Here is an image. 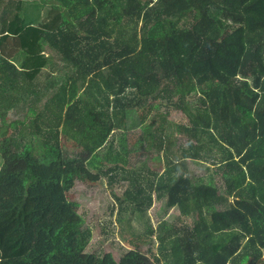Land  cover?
Listing matches in <instances>:
<instances>
[{
  "label": "trees",
  "instance_id": "trees-1",
  "mask_svg": "<svg viewBox=\"0 0 264 264\" xmlns=\"http://www.w3.org/2000/svg\"><path fill=\"white\" fill-rule=\"evenodd\" d=\"M48 65L64 72L45 86ZM19 102L43 149L23 128L0 140V264H264V0H0V119ZM142 123L124 150L112 129ZM138 150L162 172L129 168ZM188 160L216 166L222 184L196 180ZM102 175L128 183L138 218L160 202L158 254L85 250L67 193Z\"/></svg>",
  "mask_w": 264,
  "mask_h": 264
},
{
  "label": "rangeland",
  "instance_id": "rangeland-1",
  "mask_svg": "<svg viewBox=\"0 0 264 264\" xmlns=\"http://www.w3.org/2000/svg\"><path fill=\"white\" fill-rule=\"evenodd\" d=\"M63 14L65 10L61 8ZM48 51V49H46ZM21 53L16 54L11 60L18 64ZM50 57V54H49ZM59 64V63H58ZM64 71L48 65L43 74L39 77L40 83L49 85L55 77H59ZM80 91V90H79ZM50 93V92H49ZM196 98V94H192L189 98ZM27 103L19 102L9 109L3 120L0 119V140L5 137H14L20 128L29 131L24 137V142L29 143L32 147L31 152L35 155L41 153L43 146L41 143L42 135L33 130L30 131V124L33 123L35 117L28 109ZM38 108V106H34ZM157 110V109H156ZM160 112L167 111L166 118L172 123H187V118L180 109H166L164 106H158ZM155 110L152 109L151 112ZM137 121V120H136ZM146 123L140 124L134 131L124 132L121 129L114 128L112 132L116 136L122 134L124 150L131 148L132 143L140 136L144 139L143 130ZM172 132H177L174 126H170ZM179 134V133H178ZM62 150L69 157H77L80 155L81 148L77 146L71 138L62 136ZM179 144H185V139L179 138ZM130 146V147H129ZM142 152V150H140ZM133 152L128 165L134 170H141V175L145 177L152 175L153 172L160 174L163 170V164L160 159L155 156V152ZM143 154V155H142ZM149 154V155H148ZM187 169L189 173L195 176L196 180L202 179L209 181L210 177L220 186L222 181L220 175L216 171V166L202 161H187ZM98 173V170L93 169ZM119 177V176H118ZM118 177L113 182H109L108 177L102 175L98 181H90L85 178H76L68 190V198L72 208L78 212L84 219L82 227L90 230V236L85 243L86 251L94 252H111L116 259H119L123 251L131 248H137L141 251L159 253V242L156 238V228L160 221L158 217L160 202L154 200L147 208L145 217H136L132 214V207L126 203L129 201L125 198L124 191L128 185L125 180H119ZM121 201V204L120 202ZM173 209L168 211L167 218L175 224H179L182 217L178 216ZM186 224H190L191 220L186 218ZM153 230L152 232H149Z\"/></svg>",
  "mask_w": 264,
  "mask_h": 264
},
{
  "label": "crops",
  "instance_id": "crops-1",
  "mask_svg": "<svg viewBox=\"0 0 264 264\" xmlns=\"http://www.w3.org/2000/svg\"><path fill=\"white\" fill-rule=\"evenodd\" d=\"M12 58V57H11ZM12 61V60H11ZM18 64H19V61H18ZM18 64H15V65H18Z\"/></svg>",
  "mask_w": 264,
  "mask_h": 264
}]
</instances>
